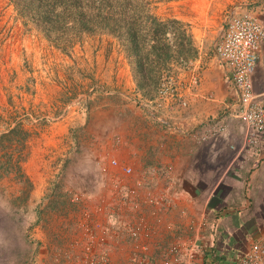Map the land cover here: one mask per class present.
Masks as SVG:
<instances>
[{"label": "crops", "instance_id": "crops-1", "mask_svg": "<svg viewBox=\"0 0 264 264\" xmlns=\"http://www.w3.org/2000/svg\"><path fill=\"white\" fill-rule=\"evenodd\" d=\"M236 1L226 22L233 10L264 21V0ZM216 45L191 61L178 76L176 94L161 100L145 98L120 59L118 89H129L145 105L117 108L110 144L114 158L133 169L129 187L144 184L137 199L127 197L129 187H115L117 197L109 189L87 221L100 264H239L263 242L264 133L246 134L232 68ZM100 66L114 71L117 63L107 58ZM253 79L264 100V57ZM147 195L157 202H147ZM139 221L146 228L134 239L130 224ZM87 242L82 234L39 233L32 264H85Z\"/></svg>", "mask_w": 264, "mask_h": 264}, {"label": "rangeland", "instance_id": "rangeland-1", "mask_svg": "<svg viewBox=\"0 0 264 264\" xmlns=\"http://www.w3.org/2000/svg\"><path fill=\"white\" fill-rule=\"evenodd\" d=\"M150 1L157 15L176 18L193 37L200 35L199 55L213 52L231 8L240 3ZM107 58L116 60L114 71L101 70ZM120 59L135 83L114 36L85 34L64 52L26 25L11 0H0V138L18 130L11 140L0 139V264H32L39 233L84 235L102 195L111 189L117 197L115 186L129 187L131 176L111 164L112 127L119 106L145 104L129 89H118ZM188 66L174 64L162 92L175 95L178 76ZM117 175L121 185H115ZM56 182L58 193L52 190Z\"/></svg>", "mask_w": 264, "mask_h": 264}, {"label": "trees", "instance_id": "trees-1", "mask_svg": "<svg viewBox=\"0 0 264 264\" xmlns=\"http://www.w3.org/2000/svg\"><path fill=\"white\" fill-rule=\"evenodd\" d=\"M11 2L26 25L34 26L64 52H69L85 34L106 33L117 38L127 53L138 91L150 100L160 97L164 79L170 76L174 64L185 66L199 57L188 26L176 18L157 15L150 0ZM17 132L14 129L0 139L11 140ZM52 190L58 193V182Z\"/></svg>", "mask_w": 264, "mask_h": 264}, {"label": "built area", "instance_id": "built-area-1", "mask_svg": "<svg viewBox=\"0 0 264 264\" xmlns=\"http://www.w3.org/2000/svg\"><path fill=\"white\" fill-rule=\"evenodd\" d=\"M232 13V12H231ZM217 53L221 59L226 61L232 68L233 81L238 89L241 103L244 105L242 119L245 122V132L248 135L253 133H264V100L257 95L254 88L253 75L257 69L258 63L264 57V21L255 18L249 12L236 13L227 20L226 25L216 45ZM198 83V77H192V84ZM162 95H169L168 92H162ZM161 106V105H160ZM115 167L121 168L124 175H133V169L128 166H121L116 159L111 161ZM106 175L109 170L103 169ZM115 185H121L120 177L116 176ZM143 182L138 181L133 187L128 188L127 197L137 199L140 196V190ZM116 188L119 186H115ZM125 196V198H127ZM147 202L156 203L157 199L152 195H147ZM87 222L83 225L84 236L88 239L85 244L87 254L85 264H100L94 256L95 234L87 229ZM146 225L143 221L136 224H130L131 236L138 239L145 231ZM143 247L141 251H146ZM177 257L180 254L178 248L172 250ZM130 264H143V261H132ZM239 264H264V240L255 244L250 251L240 260Z\"/></svg>", "mask_w": 264, "mask_h": 264}]
</instances>
